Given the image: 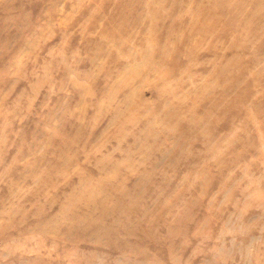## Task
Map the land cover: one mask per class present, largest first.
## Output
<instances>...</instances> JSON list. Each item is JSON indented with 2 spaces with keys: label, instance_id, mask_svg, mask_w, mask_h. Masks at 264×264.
Returning a JSON list of instances; mask_svg holds the SVG:
<instances>
[{
  "label": "rangeland",
  "instance_id": "374dc122",
  "mask_svg": "<svg viewBox=\"0 0 264 264\" xmlns=\"http://www.w3.org/2000/svg\"><path fill=\"white\" fill-rule=\"evenodd\" d=\"M0 264H264V0H0Z\"/></svg>",
  "mask_w": 264,
  "mask_h": 264
}]
</instances>
